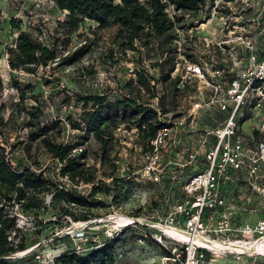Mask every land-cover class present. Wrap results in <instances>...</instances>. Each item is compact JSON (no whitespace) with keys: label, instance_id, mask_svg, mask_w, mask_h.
<instances>
[{"label":"rangeland","instance_id":"obj_1","mask_svg":"<svg viewBox=\"0 0 264 264\" xmlns=\"http://www.w3.org/2000/svg\"><path fill=\"white\" fill-rule=\"evenodd\" d=\"M213 1L205 0L197 11L167 7L169 15L176 13L179 18L174 29L177 35L171 40L175 44L172 74H186L182 77L183 85L173 87L169 81H157L158 68L153 64L160 57L155 49H146L138 42H135L138 50L124 52L119 48L116 25L109 23L101 28L92 20L84 19L76 30L70 31L64 25L68 12L60 9L55 0H0V153L17 169L30 166L75 194H89L91 183L73 184L60 176L58 162L50 157L41 141L28 140V120L41 124L56 121L57 125L49 133L63 144H78L74 152L83 150V160L96 176L95 197L100 202L92 211L96 216L87 221H74L62 215L63 203H50L49 194L44 195V207L40 210L22 211L17 204L8 208L18 228L14 240L26 246L24 251L10 255L8 264H50L67 250L88 252L113 239L110 243L113 264H166V248L176 243L169 239L159 243L156 238L162 231L153 224L164 223L174 206L184 200L186 179L204 168L199 159L185 164L187 148L196 147L201 129L215 126L222 116L215 105L204 104L194 119L187 117L194 103H205L208 96L200 82L187 77V66L201 62L211 69L212 51L205 47V42L217 40L219 31L226 26L222 25L220 16L228 14L232 20L244 14L239 2L233 3L231 11L214 9ZM209 20L207 26L201 27L202 22ZM18 30H26L53 47L56 58L46 66H39L35 73L10 69L8 50L14 47ZM175 38L182 44L176 43ZM228 53V50H217L218 63H226ZM74 57L77 59L72 61ZM141 68L153 78L150 85L154 87L151 90L139 87L137 92L136 88L129 89L126 82L135 78L133 71ZM12 81H17L25 91L22 102ZM76 94H103L109 100L128 97L137 100L139 95L145 106L155 108L161 121L172 116L170 120L175 125L171 138L156 152L148 153L143 150L135 127L128 128L126 122H121L100 161L99 143L91 135L86 137L71 127L83 111ZM247 126L245 122L243 127ZM226 199L233 223L240 224L247 219L253 224L264 210L260 200L249 194L244 185L230 184ZM72 210L78 211L74 207ZM119 215L125 219L136 216L144 222H118ZM185 222L183 216L175 220L180 227ZM208 227L213 228L210 224ZM227 257L218 259L219 263L235 264ZM96 263L106 264L101 258Z\"/></svg>","mask_w":264,"mask_h":264},{"label":"trees","instance_id":"obj_2","mask_svg":"<svg viewBox=\"0 0 264 264\" xmlns=\"http://www.w3.org/2000/svg\"><path fill=\"white\" fill-rule=\"evenodd\" d=\"M55 2L60 9L68 12L64 25L70 31L76 30L84 19L92 20L101 28L112 23L117 26V41L122 51L138 50L135 42L146 49H155L160 57V61L153 64L158 68L157 81H169L173 87L176 86L179 77H171L175 66L173 52L175 44H172L171 40L177 35L174 29L179 18L176 13L170 17L166 9L171 5L176 11H197L205 4V0H143V3L140 0H55ZM12 27L16 25L12 24ZM8 54L10 69L28 73H35L39 66H46L56 58L53 47L44 44L26 30L17 31L14 47L8 50ZM76 57L71 60L75 61ZM152 79L145 69L141 68L135 71V78H129L126 84L129 89L136 88L137 92L139 87L151 90L154 87L150 85ZM12 83L18 89V98L22 102L25 91L17 81ZM76 100L82 103L83 111L79 121L73 122L71 127L82 131L86 137L91 135L99 143L100 161L104 159L106 147L113 138V131L121 122H126L128 128L133 125L143 150L148 153L152 151L150 140L164 124L158 119L157 111L145 106L140 101L139 95L137 100L129 97L109 100L103 94H76ZM88 104H90L89 109H87ZM26 125L28 140L41 141L50 157L58 162L60 176L67 177L73 184L91 183L92 187L87 195L75 194L60 182L48 178L41 170L38 171L30 166H23L20 169L13 167L1 152L0 264H8L7 259H10L8 258L10 255L26 249L22 242L14 240L18 228L15 216L8 210L14 204L21 207L22 211L40 210L44 207V195L49 194L50 203H63L62 215H68L74 221H87L95 217L96 214L92 211L100 205L99 199L95 197L98 188L95 186L94 171L91 170V166L85 164L84 152L81 148H79L81 152L73 151L78 149V144H63L52 137L49 130L57 125L56 121L41 124L28 120ZM72 207L77 208L78 211L74 212ZM113 240L88 252L67 250L50 264H97L96 261L100 258L106 264H113L110 244Z\"/></svg>","mask_w":264,"mask_h":264},{"label":"built area","instance_id":"obj_3","mask_svg":"<svg viewBox=\"0 0 264 264\" xmlns=\"http://www.w3.org/2000/svg\"><path fill=\"white\" fill-rule=\"evenodd\" d=\"M214 1L211 2L214 9L231 11L233 3L239 2L244 14L232 20L228 14L220 16L222 25L226 26L219 31L217 40L205 42V47L212 51L211 69L201 62L187 66V77L200 82L208 92L207 101H196L187 117L194 119L204 104L215 105L222 116L215 126L201 129L196 147L187 148L185 164L199 159L204 168L186 179L184 200L174 206L164 222L236 245L261 240L262 247L244 252L227 249L218 257L203 243L182 242L162 232L156 240L162 243V239H169L176 243L166 248V264H230L218 261L227 256L235 264H264V210L253 224L247 219L240 224L233 223L226 199L230 184L235 183L246 186L248 193L264 206V0ZM217 50L229 51L226 63H218ZM185 75L178 74V87L183 85ZM171 117L162 121L164 125L150 140L152 152L171 138L175 125ZM158 119L161 120L159 115ZM177 216L185 217L184 227L175 223Z\"/></svg>","mask_w":264,"mask_h":264},{"label":"bare ground","instance_id":"obj_4","mask_svg":"<svg viewBox=\"0 0 264 264\" xmlns=\"http://www.w3.org/2000/svg\"><path fill=\"white\" fill-rule=\"evenodd\" d=\"M209 23H210V20L208 23L202 22L201 27H205ZM125 220L128 221L129 223L135 222V221L136 222H139V221L144 222L143 219H141V218L137 219L136 216L125 219L124 217H122V215H119L118 222H120V221L125 222ZM166 223L167 222H164L162 224L154 223L153 226L158 228L160 231H162V233H164L165 235H167L169 237L176 238V239H179L181 241L189 242V243H203L209 249L213 250L214 254H216L218 257H221L220 256L221 251L227 250V249L236 250V252H244V251H250L256 247H258V248L262 247L261 240H255V241L251 242L250 244H246V245L245 244L236 245L235 243L228 242V241H219L217 239L202 235L199 232L193 234V233H190L189 231H187L186 229L176 228L175 226H173L169 223H168L169 225H166Z\"/></svg>","mask_w":264,"mask_h":264},{"label":"water","instance_id":"obj_5","mask_svg":"<svg viewBox=\"0 0 264 264\" xmlns=\"http://www.w3.org/2000/svg\"><path fill=\"white\" fill-rule=\"evenodd\" d=\"M9 258V257H8Z\"/></svg>","mask_w":264,"mask_h":264}]
</instances>
